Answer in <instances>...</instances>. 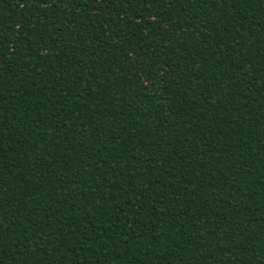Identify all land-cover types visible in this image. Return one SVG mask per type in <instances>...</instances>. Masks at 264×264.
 <instances>
[{"label": "trees", "instance_id": "1", "mask_svg": "<svg viewBox=\"0 0 264 264\" xmlns=\"http://www.w3.org/2000/svg\"><path fill=\"white\" fill-rule=\"evenodd\" d=\"M0 264H264V0H0Z\"/></svg>", "mask_w": 264, "mask_h": 264}]
</instances>
